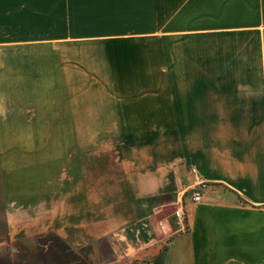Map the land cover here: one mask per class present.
<instances>
[{"label":"crops","instance_id":"0c3cea01","mask_svg":"<svg viewBox=\"0 0 264 264\" xmlns=\"http://www.w3.org/2000/svg\"><path fill=\"white\" fill-rule=\"evenodd\" d=\"M96 128L153 129L122 205L167 224L161 264H264V0H0L10 235L95 240L97 208L116 207L81 185L80 129ZM190 169L209 186L180 229L165 208Z\"/></svg>","mask_w":264,"mask_h":264},{"label":"rangeland","instance_id":"374dc122","mask_svg":"<svg viewBox=\"0 0 264 264\" xmlns=\"http://www.w3.org/2000/svg\"><path fill=\"white\" fill-rule=\"evenodd\" d=\"M152 130L126 128L80 129L81 159H83L80 166L81 185L95 184L96 203H116V207L97 208L95 240L89 245L74 250L76 256L69 255L66 252L59 253L61 263L152 264L155 255H158V253H160L162 262L166 245L172 238V235L165 234L167 224L162 228L164 235L159 237L160 229L151 226V222L146 221L143 225L137 224L136 221L126 223L125 214L128 209L122 205V203H127V195L132 194L125 191L124 187L128 184V181H131V178H128L123 170L128 169L130 171L131 167H135V160L130 159H135L139 155L141 147L148 152L150 158ZM91 159L94 160H92L93 165ZM91 168L94 170L95 175H93ZM2 177L0 168V254L6 255L9 253L16 262H21L22 259L32 261V258L29 257L30 254L27 255L28 253L24 249L33 247L39 234H28L25 238L10 235L7 212L15 207L9 206V208L4 201ZM83 188H81L80 197L86 202L88 192ZM182 189L181 185H176L175 191L172 192L173 196L177 197L183 192ZM174 202L175 200L165 208L166 214L172 215ZM189 206L188 203L187 209ZM145 216L146 219L149 218V213ZM15 220L17 229L24 225L22 213L17 214ZM176 227L178 226L176 225ZM5 234L8 236V242L3 241Z\"/></svg>","mask_w":264,"mask_h":264},{"label":"trees","instance_id":"16d2710c","mask_svg":"<svg viewBox=\"0 0 264 264\" xmlns=\"http://www.w3.org/2000/svg\"><path fill=\"white\" fill-rule=\"evenodd\" d=\"M3 241L8 242L7 234L4 235ZM18 251V249L15 248ZM27 255L32 258V261L22 259L21 262H16L12 259L11 254L1 255L0 264H63L60 262L61 252H66L69 255L76 256V252L71 250L58 236L52 232L39 235L31 248L24 249ZM82 250V249H81ZM80 250V251H81ZM152 264H161L160 253L155 255Z\"/></svg>","mask_w":264,"mask_h":264},{"label":"built area","instance_id":"2783aa9c","mask_svg":"<svg viewBox=\"0 0 264 264\" xmlns=\"http://www.w3.org/2000/svg\"><path fill=\"white\" fill-rule=\"evenodd\" d=\"M190 175L193 177L192 184L181 192L173 203L174 211L172 216L176 225L181 229H184L188 203L190 205L199 204L208 188V183L197 176L195 169H190Z\"/></svg>","mask_w":264,"mask_h":264}]
</instances>
